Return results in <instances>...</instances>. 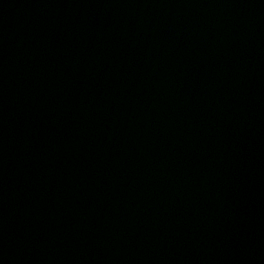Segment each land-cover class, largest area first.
<instances>
[{
    "label": "water",
    "instance_id": "95a60500",
    "mask_svg": "<svg viewBox=\"0 0 264 264\" xmlns=\"http://www.w3.org/2000/svg\"><path fill=\"white\" fill-rule=\"evenodd\" d=\"M0 264H264V0H0Z\"/></svg>",
    "mask_w": 264,
    "mask_h": 264
}]
</instances>
